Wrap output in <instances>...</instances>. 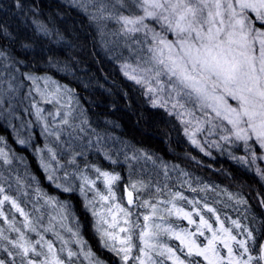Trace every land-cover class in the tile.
Masks as SVG:
<instances>
[{
  "label": "trees",
  "instance_id": "1",
  "mask_svg": "<svg viewBox=\"0 0 264 264\" xmlns=\"http://www.w3.org/2000/svg\"><path fill=\"white\" fill-rule=\"evenodd\" d=\"M101 2L110 6L113 0H95L96 4ZM21 3L22 9L15 7V0H0V27L9 34L0 33V50L5 54L0 57V90H6L9 82L16 89L15 94L8 92L5 97V107L10 106L11 113L0 115V149L11 160L8 164L0 158V186L17 200L31 219L43 215L44 226H48L50 217L59 219V205L45 204L47 197H54L69 207L71 215L63 221L62 227L58 225L56 228L60 238L52 231L42 232L45 240L54 241L58 254L66 255L67 249L71 248L79 252V258H74L76 264H124L115 251L105 246V240L117 248L122 247L120 242L116 237L109 239L98 231V228L107 229L114 236L117 232L116 227L98 223L100 217L107 220L109 209L115 206L112 202L107 205L95 195L96 189L107 194L104 178L95 171L100 168L120 177L113 183L117 203L133 210L130 219L139 216L141 226L145 223L152 226L155 222L164 229L171 227L176 232L186 231L193 234L198 244L204 245L207 241L197 231L200 216L208 219L214 230L220 227L215 216L203 207L207 201L237 239H249L251 245V238L240 235L233 220L253 231L256 249L252 254L260 255L258 249L264 244V208L259 201L264 199V178L256 169H264V166L257 161L252 165L240 162L237 157H247L243 144L237 147L219 140L218 136H209L208 127L200 137L206 151L193 145L181 120L162 107H154L145 89L124 76L121 64L125 61L135 63L132 52L139 46L130 40V47L126 46V37L117 34L120 25L102 18L90 0H76L75 3L72 0H21ZM120 11L128 14L124 9ZM135 11L140 14L139 9ZM94 15L95 20L92 19ZM41 26L46 27L50 35L39 31ZM133 39H142V34L137 33ZM27 76L42 78L39 83L49 93L59 86L57 95L50 96L52 102H43ZM29 91H32L31 97ZM13 95L15 99L9 103L8 98ZM60 95L64 103L58 100ZM32 99L39 102L40 108H49L42 113L45 119L39 122L35 108L31 107ZM55 105L60 106L59 111ZM65 113H70L69 124L74 125L76 131L61 123L60 117ZM45 121L49 122L48 131H59V140L48 135ZM206 139L218 140L222 148L209 147ZM19 140L26 143L20 144ZM48 149H52L55 158ZM73 158L75 163H69ZM50 174L58 178L57 183L75 190L64 192L63 187L57 188L47 179ZM81 175L94 181L95 188L85 185ZM141 180L147 187L139 193L133 192L134 203L129 205L126 187ZM205 185L207 190H204ZM81 187L84 192L79 190ZM175 192L182 193L187 200L173 198L171 193ZM138 197L149 199L150 204L156 205V214L147 222L143 216L151 213V207L137 208ZM237 197L246 200L247 204H237ZM169 200L172 202L168 203ZM173 204L191 213L195 223L177 215ZM34 206L37 211L33 210ZM93 206L99 216L93 215ZM9 208L11 214L6 211ZM2 210L8 220L0 217V230L9 240L18 237V233L9 227L12 222L32 241L38 239L35 232L23 227L24 217L9 202H5ZM198 211L200 215H197ZM118 212L123 225L124 214ZM69 228L72 232L68 231ZM201 230L205 236L211 237L206 228L201 226ZM136 231L138 233L139 229ZM151 231L158 230L152 227ZM62 240L68 242L63 245L65 253H59ZM159 240L172 247L186 264L192 259L207 264L202 257H189L187 249L170 233L159 230ZM134 243L138 248L143 247L135 238ZM231 244L237 250L235 242ZM40 247L36 245L38 250ZM19 251L0 237V260L5 264H21ZM146 251L147 255L141 254L144 264H160L161 261L173 264L167 253L161 256L156 249ZM220 253L226 255L223 249ZM129 255H137V248H133ZM32 256L29 252L24 260ZM127 264H139V261L130 258ZM253 264L257 261L254 260Z\"/></svg>",
  "mask_w": 264,
  "mask_h": 264
},
{
  "label": "snow or ice",
  "instance_id": "2",
  "mask_svg": "<svg viewBox=\"0 0 264 264\" xmlns=\"http://www.w3.org/2000/svg\"><path fill=\"white\" fill-rule=\"evenodd\" d=\"M72 2L75 3L76 0ZM90 2L94 4L102 18L114 20L120 25L117 34L126 37V46L130 47L129 40L139 46L136 51L132 52L135 63L125 61L121 64V71L128 79L145 89V94L152 97L151 102L154 107L165 108L185 125H192L195 122L196 132L202 131L204 125H208L209 136H218L219 140L237 147L242 143L247 157L241 156L237 159L249 165L255 164L257 158L254 152L255 146L258 145L259 149L264 151V0H113L110 6L102 2L96 4L95 0H90ZM15 7L22 9L21 0H15ZM120 9L126 10L128 14L125 15ZM136 9L140 10V14H137ZM249 10L255 15H248ZM96 18L95 15L92 17L94 20ZM148 20L159 25L160 30L157 31L156 28L146 23ZM39 31L44 35H50L44 26H41ZM0 33L9 35L2 27H0ZM137 33L142 34V39H133ZM168 34H171L173 39H168ZM4 55V52L0 50V57ZM27 79L35 86V91L43 98V102H52L49 96L53 93L39 87L38 82L42 78L27 76ZM8 92L16 93L11 82L8 83L6 90H0V115L5 112L11 113V107H5V97L8 96ZM53 92L58 93L59 86L55 87ZM66 92L70 93V90ZM28 95L31 97L32 91H29ZM8 99L10 103L12 99H15V95ZM230 100L235 101V104L230 103ZM30 103L31 107L35 108L38 122L45 119L42 115L44 109L38 106L39 102L32 99ZM197 112L200 113L199 116L196 115ZM69 114L65 113L60 120L74 132L76 128L69 124ZM186 117L188 119H185ZM44 128L48 131L49 122L45 121ZM79 130L83 131V128ZM48 135H54L59 140V131H48ZM69 135H72V132H69ZM194 136L195 133H193L192 143L204 151V146L200 145ZM19 143L25 144L26 142L19 140ZM205 143L209 147L222 148L218 140L206 139ZM48 151L52 158H55L52 149ZM0 158L5 163L11 164V160L2 149H0ZM146 158L151 159L150 156ZM259 158L264 159V155ZM69 163L74 164V158ZM256 170L264 178V169L257 167ZM95 171L104 178L103 182L107 188V194H101L99 189H96L95 195L101 200L109 198L115 200L113 183L120 177L101 171L100 168H96ZM80 178L85 185L95 188V182L90 181L87 176L81 175ZM47 179L57 188L63 187L64 192L75 190L70 186L57 183L58 178L52 174ZM145 187L147 185L142 180L129 183L126 187L127 203L133 205V192L139 193ZM79 190L85 191L84 187ZM204 190H207L206 185ZM192 191L197 190L192 188ZM171 196L187 200L179 192L171 193ZM229 198H232L231 194ZM5 202H9L11 207L24 217L23 227L35 232L38 237L32 241L25 235L22 228L15 226L14 222L10 223L9 227L18 233L17 238L9 240L4 235V231L0 230V237L20 250L18 254L21 256V264H76V259L79 258L78 251L69 248L66 255H59L54 241L45 240L42 234V232L52 231L54 236L60 238V233L56 231V228L58 225L62 227L63 221L71 215L66 204L54 197H47L45 204L59 205V219L57 220L55 216L50 217L48 226H44L43 215L36 216L34 220L31 219L30 214L25 212L17 200L7 194L3 186H0V217L8 220V216L4 214L5 210H2ZM171 202V200L168 201V203ZM236 203L247 204V201L237 197ZM259 203L264 208V199H261ZM135 206L137 208L151 207V213L143 216L145 222L149 221L157 211L156 205L150 204L149 199L138 197ZM115 207L124 214V226H121L119 231L126 233V236L120 241L122 247L117 248L115 244H108L107 240H105V246L115 251L124 264H127L130 258L139 261V264H144L141 254L147 255V249H156L161 256L167 253L168 259H171L173 264H186L185 259L176 255L172 247L161 244L159 230L174 236L187 249L189 257L193 255L203 257L207 264H253L254 260L257 264L264 262V244L258 249L260 255L252 254V250L256 249L253 231L244 228L240 221L233 220V225L240 229L239 234L251 238V245H249V239H237V236L224 226L220 216L216 214V209L210 207L207 201L203 207L215 216L220 227L214 230L208 219L200 216L197 231L207 241L204 246L191 239L192 233L176 232L171 227L164 229L162 225L155 222L152 226L147 223L141 226L139 216L130 219L134 215L133 210L122 207L120 203H117ZM173 209L177 215L182 214L189 223H195L191 218V213L184 211L183 208H177L174 204ZM33 210L37 211L35 206ZM92 210L93 215L99 216L95 206ZM6 211L11 214V208ZM197 215H200L199 211ZM114 222L115 217H113ZM98 223L108 224L109 222L100 217ZM201 226L211 233V237L205 236ZM152 227L158 231H151ZM137 229H139L138 233ZM68 231L72 232V229L69 228ZM98 231H102L104 237L115 239L114 234L107 229L98 228ZM73 235L78 236V233L73 232ZM134 238L142 243L143 247L138 248L134 243ZM217 241L227 250L226 256L220 254V249L216 247ZM230 241L235 242L237 250L233 249ZM67 243L62 240L59 253H65L63 245ZM36 245L41 246L39 250ZM133 248H137V255L130 257L129 254ZM177 250L183 251L184 249ZM29 252L33 256L25 261L24 257H28ZM9 255L12 253L9 252ZM245 256L247 259H244ZM39 257L43 259H37ZM0 264H5L4 260H0ZM160 264H163V261ZM187 264H201V261L192 259L188 260Z\"/></svg>",
  "mask_w": 264,
  "mask_h": 264
},
{
  "label": "rangeland",
  "instance_id": "3",
  "mask_svg": "<svg viewBox=\"0 0 264 264\" xmlns=\"http://www.w3.org/2000/svg\"><path fill=\"white\" fill-rule=\"evenodd\" d=\"M248 15H250V16H254L255 13H252V12L249 10V11H248ZM146 23H148L150 26L156 28L157 31L160 30V29H159V25L155 24L154 21L148 20V21H146ZM139 34H141V33H139ZM168 39H173V37H172L171 34H168ZM257 46H258V45H257ZM133 64H134V63H133ZM122 73H123V72H122ZM124 76H125V75H124ZM38 83H39V82H38ZM39 87L42 88V89H45L40 83H39ZM34 88H35V86H34ZM51 93L57 95L56 92H53V91H52ZM149 97H150L151 100H152V97H151V96H149ZM49 99H50V96H49ZM58 100H60L62 103H64V98H63L62 95H60V96L58 97ZM229 102L235 104V101H231V100H230ZM55 107H56L57 111H59L60 106H59V105H55ZM157 108H161V107L157 106ZM162 108H163V107H162ZM44 110H49V108L46 107ZM164 110H166V109L164 108ZM196 115L199 116L200 113L197 112ZM173 116H174V114H173ZM175 117H176V116H175ZM185 119H188V118L186 117ZM183 124H184V123H183ZM207 127H209V126H208V125H204L202 131L196 132V131H195V128H196V124H195V122H193L192 125H185V124H184V129H185V131H186V128H187L186 134H187L188 139H190V141L192 142L193 133H195L194 138L198 141V143H199L200 145L204 146V149H205L204 151H206V147H205V145H204V143H203V140H202L200 137L202 136L203 131H204ZM193 145H194V144H193ZM199 148H200V147H199ZM254 149H255V150L259 149V146L256 145V148H254ZM259 150H260V149H259ZM254 152H255V155H256V157H257L255 161H257L258 164L264 166V159H260V158H259L260 156L264 155V151L260 150V151H254ZM103 201L106 202L107 205H109L111 202L114 203V204L116 205V203H117V197L115 198V200H113L112 198H109L108 200H103ZM180 216L183 217L182 214H181ZM113 217H115V222H114V223H113ZM118 218H119V212H118V210H117V208H116L115 206H112V207L109 209V211H108V214H107V221L109 222L108 225H112L111 227H116L117 232H116V234H115V237H116V239L120 242L122 239L125 238V236L123 235V232H120V231H119V228H120L121 226H124V224H123V225L120 224V221H119ZM218 229H219V228H218ZM218 229H217V230H218ZM191 239L194 240V239H193V236H191ZM196 243L198 244L197 241H196ZM231 243H232V241H230V244H231ZM205 244H206V243H205ZM205 244H204V245H205ZM204 245H201V246H204ZM231 246H232V244H231ZM216 247H217L218 249H223V250H225V253H226V255H227V250L224 249L223 244H221L219 241H217V243H216ZM220 254H221V253H220ZM221 255H222V254H221ZM226 255H225V256H226ZM202 258H203V257H202ZM172 262H173V261H172ZM206 262H207V261H206Z\"/></svg>",
  "mask_w": 264,
  "mask_h": 264
}]
</instances>
